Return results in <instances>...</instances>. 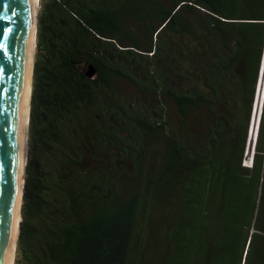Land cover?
<instances>
[{
  "label": "trees",
  "instance_id": "obj_1",
  "mask_svg": "<svg viewBox=\"0 0 264 264\" xmlns=\"http://www.w3.org/2000/svg\"><path fill=\"white\" fill-rule=\"evenodd\" d=\"M263 59L264 0H42L15 264H264Z\"/></svg>",
  "mask_w": 264,
  "mask_h": 264
},
{
  "label": "water",
  "instance_id": "obj_2",
  "mask_svg": "<svg viewBox=\"0 0 264 264\" xmlns=\"http://www.w3.org/2000/svg\"><path fill=\"white\" fill-rule=\"evenodd\" d=\"M36 0H0V264H14L20 237L17 217L22 215L29 144L23 150L30 85V117L35 73V53L30 65L33 30L38 33ZM37 48V39H36ZM84 73L91 79L98 69L89 63ZM264 100V59L250 132L248 158L254 154ZM29 139V137H28ZM23 162L25 164L23 165ZM22 221V220H21Z\"/></svg>",
  "mask_w": 264,
  "mask_h": 264
},
{
  "label": "bare ground",
  "instance_id": "obj_3",
  "mask_svg": "<svg viewBox=\"0 0 264 264\" xmlns=\"http://www.w3.org/2000/svg\"><path fill=\"white\" fill-rule=\"evenodd\" d=\"M41 9V0H36V3H35V14L38 13V11ZM38 32V31H37ZM36 39H37V33L35 30H33V34H32V41H31V52H30V58H29V62H30V65L32 66V63H33V55L34 53L36 52ZM30 85L28 83V97H27V112H26V121H25V136L23 138V143H24V146H23V150H26V147L28 146L29 144V139L28 137H30V106H29V99H30ZM25 164V162H23V165ZM22 220V215H19L17 217V224H16V235L18 236V233H19V224ZM13 253L11 254V264H14L13 260H14V245H13Z\"/></svg>",
  "mask_w": 264,
  "mask_h": 264
},
{
  "label": "rangeland",
  "instance_id": "obj_4",
  "mask_svg": "<svg viewBox=\"0 0 264 264\" xmlns=\"http://www.w3.org/2000/svg\"><path fill=\"white\" fill-rule=\"evenodd\" d=\"M41 13H42V0H41V9L39 11V17L41 16ZM36 53H37V49H36V52H35V61H36ZM122 85H123V87L125 88L126 91L127 90L128 91H132L133 90V87L128 82H123ZM250 162H251V158L247 159V163H250ZM27 164H28V160H27ZM148 225L149 224L143 223V220L141 219L140 228H139V234H138L139 236H142V238L144 240L143 241L144 243L142 244V246H141V244H139L138 246H140L142 248V250H146V253H145V255H146V257H145L146 264H150L151 263L152 257L154 255V252H156V249H155L156 241L153 239V237L151 235L150 226H148ZM135 241L136 240H134V243H136ZM138 243H140L139 240H138Z\"/></svg>",
  "mask_w": 264,
  "mask_h": 264
}]
</instances>
